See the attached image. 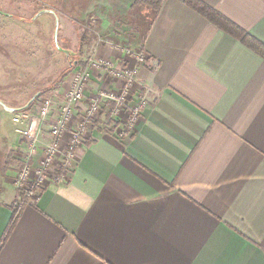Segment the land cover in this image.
<instances>
[{
  "label": "crops",
  "instance_id": "0c3cea01",
  "mask_svg": "<svg viewBox=\"0 0 264 264\" xmlns=\"http://www.w3.org/2000/svg\"><path fill=\"white\" fill-rule=\"evenodd\" d=\"M183 1L165 0L155 17L133 10L140 25L114 36L148 56L133 129L117 133L105 103L66 184L29 192L11 228L18 168L7 164L0 264H264V58ZM199 2L264 45V0ZM25 148L16 137L9 150L21 159Z\"/></svg>",
  "mask_w": 264,
  "mask_h": 264
},
{
  "label": "rangeland",
  "instance_id": "374dc122",
  "mask_svg": "<svg viewBox=\"0 0 264 264\" xmlns=\"http://www.w3.org/2000/svg\"><path fill=\"white\" fill-rule=\"evenodd\" d=\"M91 1L85 8L87 0H0V196L7 164L19 168L21 161L19 153L9 150L16 135L7 110L24 109L37 94L56 97L58 89L63 93L70 76L84 68L90 56L102 57L98 52L101 47L118 53L121 49L145 53L123 37H114L124 33L130 38L131 29L140 25V19L132 17L133 10L141 15L139 8L130 7L131 13L119 15L133 0ZM82 62L84 66L79 68ZM110 106L108 103L106 111ZM25 197L17 190L14 201L21 204Z\"/></svg>",
  "mask_w": 264,
  "mask_h": 264
},
{
  "label": "built area",
  "instance_id": "2783aa9c",
  "mask_svg": "<svg viewBox=\"0 0 264 264\" xmlns=\"http://www.w3.org/2000/svg\"><path fill=\"white\" fill-rule=\"evenodd\" d=\"M121 54L130 63L117 65L115 60L90 56L86 66L70 76L60 99L40 94L27 109L11 113L15 137L27 146L14 174V188L27 196L47 182L66 184L75 169L78 151L105 103L111 104L109 115L118 124L117 133L133 129L146 108L145 98L134 94V87L138 67L146 64L148 56L131 49H121ZM93 76L99 79L100 87L94 95L85 96ZM45 134L50 141L44 145ZM40 146L42 156L36 160Z\"/></svg>",
  "mask_w": 264,
  "mask_h": 264
},
{
  "label": "trees",
  "instance_id": "16d2710c",
  "mask_svg": "<svg viewBox=\"0 0 264 264\" xmlns=\"http://www.w3.org/2000/svg\"><path fill=\"white\" fill-rule=\"evenodd\" d=\"M165 0H133L131 3V8H146L149 10L153 16L159 14L161 10L162 2ZM185 5L193 9L199 15L205 17L210 23L215 25V27H219V29L225 31L227 34L232 36V38L241 41L243 44L248 46L255 51L258 55L264 58V45L256 41L255 39L251 38L247 35L244 31H242L237 26H234L230 23L227 19L222 17L221 15L217 14L214 10L209 8L208 6L204 5L203 3L199 2V0H184ZM21 204L13 205L12 208V220L10 223V227L14 225L19 217V209Z\"/></svg>",
  "mask_w": 264,
  "mask_h": 264
},
{
  "label": "water",
  "instance_id": "95a60500",
  "mask_svg": "<svg viewBox=\"0 0 264 264\" xmlns=\"http://www.w3.org/2000/svg\"><path fill=\"white\" fill-rule=\"evenodd\" d=\"M50 12H52V11H50ZM40 14H41V12H40ZM55 38H56V34H55ZM38 95H40V94H37L36 96L32 97V100L30 101V103L28 104V106H26L24 109H27L31 105V103L33 102V100L35 99V97H37ZM24 109H22V110H24ZM7 111L11 114V113H14V112H18L19 110L17 111V109H9Z\"/></svg>",
  "mask_w": 264,
  "mask_h": 264
}]
</instances>
